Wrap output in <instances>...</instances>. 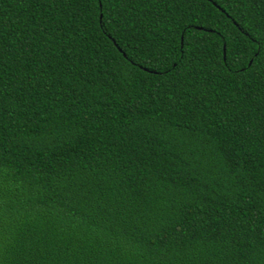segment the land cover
Segmentation results:
<instances>
[{
  "label": "trees",
  "instance_id": "16d2710c",
  "mask_svg": "<svg viewBox=\"0 0 264 264\" xmlns=\"http://www.w3.org/2000/svg\"><path fill=\"white\" fill-rule=\"evenodd\" d=\"M0 264H264V0H0Z\"/></svg>",
  "mask_w": 264,
  "mask_h": 264
}]
</instances>
